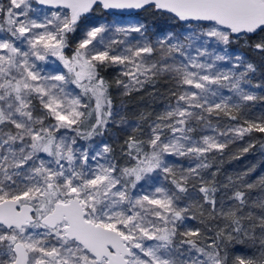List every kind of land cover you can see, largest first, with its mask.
Here are the masks:
<instances>
[{"label":"snow or ice","instance_id":"6c2138e0","mask_svg":"<svg viewBox=\"0 0 264 264\" xmlns=\"http://www.w3.org/2000/svg\"><path fill=\"white\" fill-rule=\"evenodd\" d=\"M95 6L182 24L96 23ZM260 33L264 0H0V264H264V176L216 165L264 134L257 67L229 51L264 56ZM113 84L166 103L130 119Z\"/></svg>","mask_w":264,"mask_h":264},{"label":"trees","instance_id":"16d2710c","mask_svg":"<svg viewBox=\"0 0 264 264\" xmlns=\"http://www.w3.org/2000/svg\"><path fill=\"white\" fill-rule=\"evenodd\" d=\"M108 15L136 19L139 22L150 25L153 31H158L159 29L177 31L180 30V25L182 24V22L169 18V14L156 12L152 9L139 10L135 13L123 14L119 12L108 13L107 11L98 7V13L96 14L97 18L102 17L106 19L108 18ZM184 27H187V25H184ZM260 35H264V33H260ZM230 49H232V51L245 54L248 60L256 65L257 71L251 79L253 86L259 85V87H253V91L258 96H264V56L249 48L247 44L243 42V40L234 42L230 46ZM67 53L69 55L70 50H67ZM114 73V71L108 72L106 74V78L112 81ZM112 91L113 88L111 90V95ZM149 91H151V89H149ZM163 92L164 89L161 88V93ZM119 100H121L124 104L126 109L125 114L131 119L140 112H151L153 113L152 118H154L155 114L161 111L164 103H166L165 96L157 95L152 97L144 92L133 93L128 97L121 96ZM262 113H264V101L256 102L249 109V115L253 117ZM124 137L125 133L113 126L110 129V134L106 135L104 139L108 143L113 144L118 155L119 143L123 141ZM249 143H254L255 147L248 153H243L241 151L242 148L246 147ZM262 145H264V134L260 133H253L249 136H245L243 140H238L234 144L230 145L226 154L222 158L218 157L216 160V165L221 169L220 178L223 179L224 175H235L250 169H253V171L250 174L249 181H256L259 177L264 176V147H262ZM197 217L198 218L196 220H191L189 223L192 227H203L199 222L198 213ZM239 247L241 250L238 252V254H247V250L243 249V246Z\"/></svg>","mask_w":264,"mask_h":264},{"label":"rangeland","instance_id":"374dc122","mask_svg":"<svg viewBox=\"0 0 264 264\" xmlns=\"http://www.w3.org/2000/svg\"><path fill=\"white\" fill-rule=\"evenodd\" d=\"M98 13V6H95L94 7V10L92 11V12H90V13H86L85 14V18L86 19H88V20H90V21H92V22H96V23H104L105 21H109V22H111V21H117V20H119L121 23H124V24H127V23H134V22H137V20L136 19H133V18H122V17H117V16H109L108 15V18H97V16H96V14ZM79 34H77V36H78ZM68 50H70V54H71V49H68ZM233 55H239V56H241V57H243L244 59H246L248 62H250L249 60H248V58L246 57V55L245 54H243V53H239V52H236V51H232V49H230L229 50ZM66 54H68V53H66ZM69 54V55H70ZM54 59V58H53ZM58 63V62H57ZM115 75H116V73H114V75H113V79H114V77H115ZM112 79V80H113ZM252 90H253V88H252ZM225 94H227V93H225ZM112 98H113V101H114V103L117 105V106H120L123 102L121 101V100H119V98L121 97V95H120V93H119V91L115 88V85L113 84V91H112ZM124 105V104H123ZM129 118V117H128ZM155 118V117H154ZM131 119V118H130ZM123 163V162H122ZM162 179V178H161ZM160 181L158 180L157 181V183H159Z\"/></svg>","mask_w":264,"mask_h":264},{"label":"water","instance_id":"95a60500","mask_svg":"<svg viewBox=\"0 0 264 264\" xmlns=\"http://www.w3.org/2000/svg\"><path fill=\"white\" fill-rule=\"evenodd\" d=\"M105 11H107L108 13H111V12H119V13H123V14H129V13H135V12H137L139 10H136V9H124V10L113 9V10H105Z\"/></svg>","mask_w":264,"mask_h":264}]
</instances>
